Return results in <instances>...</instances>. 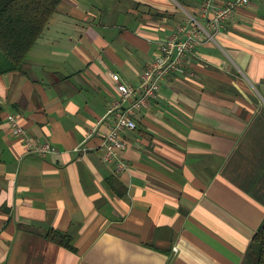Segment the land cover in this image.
<instances>
[{
    "label": "crops",
    "instance_id": "obj_1",
    "mask_svg": "<svg viewBox=\"0 0 264 264\" xmlns=\"http://www.w3.org/2000/svg\"><path fill=\"white\" fill-rule=\"evenodd\" d=\"M204 1L63 0L23 68L0 75V264H250L264 224V0L196 45L187 74L136 115L127 169L102 148L112 73L139 86ZM12 114L53 152H29Z\"/></svg>",
    "mask_w": 264,
    "mask_h": 264
},
{
    "label": "built area",
    "instance_id": "obj_2",
    "mask_svg": "<svg viewBox=\"0 0 264 264\" xmlns=\"http://www.w3.org/2000/svg\"><path fill=\"white\" fill-rule=\"evenodd\" d=\"M251 1L228 0L225 5L220 6L215 0H205L201 6V19L191 17L187 27L181 28L163 44L160 54L143 72L139 86L128 84L119 74L112 73L111 78L120 98L113 103L110 110L114 124L105 136L102 146L107 162H115L118 170L129 167L120 154L127 148L122 136L138 128L136 115L148 108L157 98L167 78L187 74L186 63L196 45L205 38L215 42L221 30L226 28L227 22L240 8L248 6ZM204 20L208 25L203 24ZM7 123L12 128L13 134L25 141L29 152L42 157H47L53 152L50 142H43L29 135L21 125L18 115H9Z\"/></svg>",
    "mask_w": 264,
    "mask_h": 264
},
{
    "label": "trees",
    "instance_id": "obj_3",
    "mask_svg": "<svg viewBox=\"0 0 264 264\" xmlns=\"http://www.w3.org/2000/svg\"><path fill=\"white\" fill-rule=\"evenodd\" d=\"M63 0H0V75L23 68ZM48 237L73 249L70 236L50 230ZM250 264H264V224L254 237Z\"/></svg>",
    "mask_w": 264,
    "mask_h": 264
}]
</instances>
